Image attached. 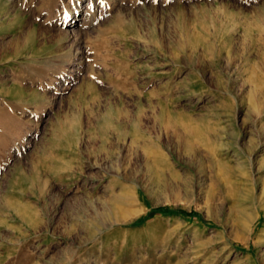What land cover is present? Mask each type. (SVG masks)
Returning a JSON list of instances; mask_svg holds the SVG:
<instances>
[{
    "label": "rangeland",
    "instance_id": "1",
    "mask_svg": "<svg viewBox=\"0 0 264 264\" xmlns=\"http://www.w3.org/2000/svg\"><path fill=\"white\" fill-rule=\"evenodd\" d=\"M0 109V264H264V0H0Z\"/></svg>",
    "mask_w": 264,
    "mask_h": 264
},
{
    "label": "trees",
    "instance_id": "2",
    "mask_svg": "<svg viewBox=\"0 0 264 264\" xmlns=\"http://www.w3.org/2000/svg\"><path fill=\"white\" fill-rule=\"evenodd\" d=\"M157 209L160 210V211H166V210H168L167 207H158Z\"/></svg>",
    "mask_w": 264,
    "mask_h": 264
},
{
    "label": "crops",
    "instance_id": "3",
    "mask_svg": "<svg viewBox=\"0 0 264 264\" xmlns=\"http://www.w3.org/2000/svg\"><path fill=\"white\" fill-rule=\"evenodd\" d=\"M3 111H6V110L5 109H0V116L2 115ZM0 123H2V122L0 121Z\"/></svg>",
    "mask_w": 264,
    "mask_h": 264
},
{
    "label": "bare ground",
    "instance_id": "4",
    "mask_svg": "<svg viewBox=\"0 0 264 264\" xmlns=\"http://www.w3.org/2000/svg\"><path fill=\"white\" fill-rule=\"evenodd\" d=\"M67 22V21H66Z\"/></svg>",
    "mask_w": 264,
    "mask_h": 264
}]
</instances>
